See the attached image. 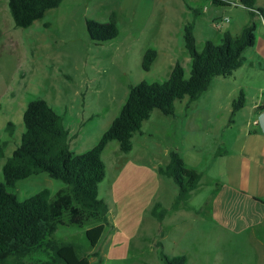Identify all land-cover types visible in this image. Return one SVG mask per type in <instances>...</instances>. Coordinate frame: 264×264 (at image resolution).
<instances>
[{"label":"rangeland","instance_id":"rangeland-1","mask_svg":"<svg viewBox=\"0 0 264 264\" xmlns=\"http://www.w3.org/2000/svg\"><path fill=\"white\" fill-rule=\"evenodd\" d=\"M256 5L264 8V0ZM9 10L7 0H0V145L8 144L0 159V182L6 159L20 143L22 116L30 101L42 99L60 114L70 149L83 154L99 143L131 86L166 80L176 63L189 78L191 60L183 39L187 23L195 21L196 49L201 51L206 41L220 44L223 33L239 35L251 22L239 0H63L58 9L27 29L14 27ZM193 10L201 14L194 18ZM112 13L119 25L118 37L92 42L86 20L105 23ZM263 21L262 16L253 19L256 43L244 51L243 66L232 78H214L209 88H234V99L244 91L245 108L237 120L233 118L237 124L229 122L226 103L209 101L206 92L192 103L187 97L175 102L174 116L154 110L141 133L133 136L131 152H120L113 141L102 153L105 178L98 198L108 204L110 225L98 246H89L86 228L61 226L57 240L80 243L90 264H161L158 241L169 256L187 255L188 264H264V238L234 236L209 221L218 189L215 179L222 169L221 160L214 163V153L225 150V170L240 172V155L230 151L239 149L234 142L240 145L247 139L248 125L259 120V107L264 106V58L254 50L263 45ZM149 48L157 51V58L144 71L142 57ZM220 82L225 86L221 88ZM9 123L14 125L12 136L7 132ZM172 150L188 167L201 172L202 179L188 202L190 210L170 212L159 223L150 209L156 202L170 208L178 193L172 180L158 175ZM254 171L264 176V163L255 164ZM62 187V182L42 173L17 182L11 191L22 202L44 189L54 195Z\"/></svg>","mask_w":264,"mask_h":264},{"label":"trees","instance_id":"trees-1","mask_svg":"<svg viewBox=\"0 0 264 264\" xmlns=\"http://www.w3.org/2000/svg\"><path fill=\"white\" fill-rule=\"evenodd\" d=\"M257 0H239L249 13L251 22L239 35L222 34L221 43L206 41L201 51L196 49L195 21L184 27V46L190 57V75L184 77V69L176 63L169 77L162 82L142 81L129 89L128 96L119 114L92 149L75 154L70 149L69 132L63 118L48 103L35 99L28 103L22 120L24 132L20 143L3 166V182H0V264H90L84 247L75 241H60L56 232L61 226L85 230L89 246L94 249L103 239L108 221V204L98 198V188L105 178L102 153L110 142H117L122 153L132 151V138L141 133L142 124L154 110L165 116L175 115V102L188 98L197 101L206 92L214 78H228L244 63L243 53L255 46L256 25L254 17H264V8ZM63 0H7L15 28L27 29L43 19L48 11L58 9ZM194 18L199 10H193ZM90 40L96 44L118 37L119 28L115 13L108 22L86 20ZM157 58L153 48L146 50L141 67L149 71ZM245 93L240 91L232 101L230 123L245 106ZM13 135L14 125L7 127ZM6 142L0 145V159L5 156ZM225 150L218 149L213 159L223 157ZM168 163L158 168L159 177L170 179L178 187V193L170 208L156 202L150 216L162 223L170 212L190 210L188 202L202 179V173L186 165L177 151L169 152ZM46 173L62 182L63 187L54 195L47 189L19 202L11 191L17 182ZM162 237V235H161ZM158 248L161 264H188L185 254L169 256ZM43 255L45 259H35Z\"/></svg>","mask_w":264,"mask_h":264},{"label":"crops","instance_id":"crops-1","mask_svg":"<svg viewBox=\"0 0 264 264\" xmlns=\"http://www.w3.org/2000/svg\"><path fill=\"white\" fill-rule=\"evenodd\" d=\"M226 3L223 2V4ZM262 42L263 45L254 50H256L255 54L257 56L264 58V40ZM219 86L222 88L225 83L220 82ZM233 89H229V91H222L221 89L210 91L208 89L206 93L209 94V101H216L219 105L226 103V110L228 109L227 111L231 112V104L234 99ZM259 109V120L255 119L251 126L248 125L247 139L240 145L238 141L234 142V144L237 143L235 147L238 146L239 149L232 148L230 151L233 154L240 155L239 159L243 162V168L240 172L235 174L234 171L225 170L226 165L224 166V164L227 161L223 163V160L226 157L214 159L215 164L218 160H221L222 169L220 176L215 179L218 182L216 185L218 189L210 205L209 221L231 235L252 234L256 239L261 240L264 238V176L255 171L253 172L255 164L260 161L264 163V106L259 107ZM241 110L237 112L236 120ZM236 120L233 121V125L237 124ZM253 128L255 130L251 134ZM245 167H247V170ZM204 205H201L199 209H202ZM189 207L191 206L189 205ZM194 209L198 210L195 207Z\"/></svg>","mask_w":264,"mask_h":264},{"label":"built area","instance_id":"built-area-1","mask_svg":"<svg viewBox=\"0 0 264 264\" xmlns=\"http://www.w3.org/2000/svg\"><path fill=\"white\" fill-rule=\"evenodd\" d=\"M226 20H228V19H226Z\"/></svg>","mask_w":264,"mask_h":264}]
</instances>
